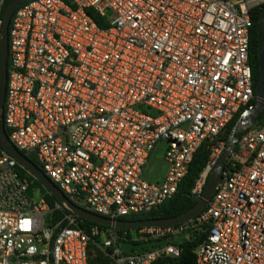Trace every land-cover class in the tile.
Listing matches in <instances>:
<instances>
[{"label": "built area", "instance_id": "2783aa9c", "mask_svg": "<svg viewBox=\"0 0 264 264\" xmlns=\"http://www.w3.org/2000/svg\"><path fill=\"white\" fill-rule=\"evenodd\" d=\"M263 6L264 0L22 4L9 30L3 122L10 142L36 157L44 174L88 212L116 221L156 209L176 195L201 146L257 107L251 37L254 12ZM261 102L259 116L237 134L208 206L174 227L88 231L65 206L52 208L39 191L30 195L26 169L2 150L0 264H99L90 261L97 257L153 264L179 258V238L198 236L197 264H264ZM161 142L168 170L162 182L150 183L143 173ZM228 147L220 142L213 149L192 188L198 199ZM161 240L168 245L121 248Z\"/></svg>", "mask_w": 264, "mask_h": 264}, {"label": "water", "instance_id": "95a60500", "mask_svg": "<svg viewBox=\"0 0 264 264\" xmlns=\"http://www.w3.org/2000/svg\"><path fill=\"white\" fill-rule=\"evenodd\" d=\"M31 0H12L8 5L3 18V25L0 30V146L1 148L13 156L34 178L42 183L48 193L55 198V200L62 206L68 208L74 215L84 221L94 223L103 227L115 228L118 230H138L148 227H174L179 226L189 221H192L199 216L212 200L217 187L223 179V172L225 169V162L237 141V134L245 127L251 125L259 116L263 109L261 100H264V8L262 10L261 18L258 25V53L260 64V80L256 87L255 94L257 97V107L255 110L248 112L243 119L234 127L229 137L228 150L215 163L211 174L208 177L207 184L204 188L202 196L199 198L197 204L189 211L177 217L157 219V220H140V221H125V220H111L103 216L88 212L81 207L72 203L63 192L44 174V172L33 163L28 157L24 156L19 150L10 142L3 122L4 102L6 97L8 68L10 59V40L9 30L12 18L16 10L24 3ZM169 241L161 240L156 242H149L140 245H129L123 243L122 250L125 253L131 252L133 249H143L156 246H167Z\"/></svg>", "mask_w": 264, "mask_h": 264}, {"label": "trees", "instance_id": "16d2710c", "mask_svg": "<svg viewBox=\"0 0 264 264\" xmlns=\"http://www.w3.org/2000/svg\"><path fill=\"white\" fill-rule=\"evenodd\" d=\"M12 0H5L2 9H1V19L4 18V13L11 3ZM67 3H70L71 0H64ZM264 6L261 8H257L254 12L253 18V30H252V37H251V60L253 64V71H254V80H255V90L260 80V64H259V53H258V25L261 18L262 10ZM89 15L93 18V20L100 26L104 27V23L99 20L96 16H94L91 12ZM9 67H10V59H9ZM257 101H253V105H256ZM241 114L234 119L231 124L226 128V130L220 134V136L212 141L204 143L201 148L197 151L193 163L190 166V170L186 178L183 180L182 184L180 185L176 195L171 198L170 200L166 201L156 209L147 212L141 213L133 216L123 217L120 220L125 221H140V220H157V219H166V218H173L177 217L181 214L192 209L198 202V198L192 194V188L196 184L197 180L201 177V175L206 170L208 164L211 161V157L213 154V149L218 146L220 142L228 143L229 137L232 133V130L237 125L239 120L241 119ZM263 117H259V121H262ZM3 149L0 146V152ZM29 159L35 163L40 169L41 165L39 164L36 157H29ZM22 175L28 180L30 184V195H34L37 191L40 192L42 196H44L50 206L52 208L56 205V200L52 197L45 187L42 185L40 181L34 178L28 171L21 170ZM62 215L61 212L56 211L54 216L56 218H60ZM82 226L86 228L88 231L93 226H99L102 229H106V227L96 225L94 223L83 221ZM201 236H198L197 239L186 241L182 245V253L179 258H162L154 262L153 264H197V255H196V247L201 240ZM97 242L100 241V238L95 239ZM94 263L99 264H110V261L103 257H97L90 260Z\"/></svg>", "mask_w": 264, "mask_h": 264}, {"label": "rangeland", "instance_id": "374dc122", "mask_svg": "<svg viewBox=\"0 0 264 264\" xmlns=\"http://www.w3.org/2000/svg\"><path fill=\"white\" fill-rule=\"evenodd\" d=\"M166 142H161L153 151L148 164L143 173V179L150 183L162 182L168 170V164L165 160ZM34 197L37 195L34 193ZM182 239L184 243L183 237ZM186 242V241H185Z\"/></svg>", "mask_w": 264, "mask_h": 264}]
</instances>
